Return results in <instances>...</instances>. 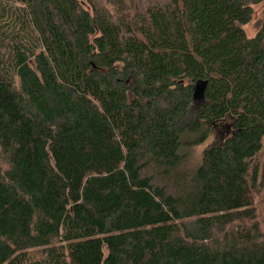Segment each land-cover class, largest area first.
I'll list each match as a JSON object with an SVG mask.
<instances>
[{
    "label": "trees",
    "instance_id": "trees-1",
    "mask_svg": "<svg viewBox=\"0 0 264 264\" xmlns=\"http://www.w3.org/2000/svg\"><path fill=\"white\" fill-rule=\"evenodd\" d=\"M262 3L0 0V264H264Z\"/></svg>",
    "mask_w": 264,
    "mask_h": 264
},
{
    "label": "rangeland",
    "instance_id": "rangeland-1",
    "mask_svg": "<svg viewBox=\"0 0 264 264\" xmlns=\"http://www.w3.org/2000/svg\"><path fill=\"white\" fill-rule=\"evenodd\" d=\"M82 2V0H79ZM264 24V3L259 4L253 8V16L248 25L244 27V32L248 38H252L258 32L260 27ZM231 120L228 118L223 121L220 125L215 127L208 135L205 142L195 145L186 146V143L193 141L198 138L203 131H199L194 134L189 131L183 132L181 135V143L183 144L181 148V153L184 156V162L182 165L183 169L194 168L200 161L202 153L210 146L222 142L225 138L231 135ZM214 137V138H213ZM211 139V142L210 141Z\"/></svg>",
    "mask_w": 264,
    "mask_h": 264
},
{
    "label": "clouds",
    "instance_id": "clouds-1",
    "mask_svg": "<svg viewBox=\"0 0 264 264\" xmlns=\"http://www.w3.org/2000/svg\"><path fill=\"white\" fill-rule=\"evenodd\" d=\"M213 138H214V137H213ZM211 139H212V138H210V141H209V142H211Z\"/></svg>",
    "mask_w": 264,
    "mask_h": 264
}]
</instances>
